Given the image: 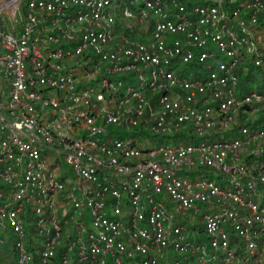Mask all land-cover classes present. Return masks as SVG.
Here are the masks:
<instances>
[{"label": "built area", "instance_id": "2783aa9c", "mask_svg": "<svg viewBox=\"0 0 264 264\" xmlns=\"http://www.w3.org/2000/svg\"><path fill=\"white\" fill-rule=\"evenodd\" d=\"M261 23L264 0H0V245L17 264L230 262L229 230L254 253L264 128L241 119L264 83L238 71L264 73Z\"/></svg>", "mask_w": 264, "mask_h": 264}, {"label": "trees", "instance_id": "16d2710c", "mask_svg": "<svg viewBox=\"0 0 264 264\" xmlns=\"http://www.w3.org/2000/svg\"><path fill=\"white\" fill-rule=\"evenodd\" d=\"M185 4H188V6L197 5V4H206L207 0H183ZM260 29H264V23H261L259 25ZM244 64H242L239 68V73L241 76V83L240 86H246L250 82H252L255 78V75H260L261 79L258 80L255 78L256 83L262 82L264 83V73L259 70L252 62V59H244ZM241 122L251 126V128L254 129H262L264 128V111L256 116V117H249V119H241ZM27 228L30 230L31 233H33L32 227L28 225V222H26ZM189 228L191 231L195 230V227H198V225H194L191 223H188ZM202 226L200 225V233L202 234L204 230H201ZM231 235V241H232V249L234 250V256L230 262H227L225 257L223 255L219 256V259L217 264H264V237L258 240L257 249L254 253H249L245 249L244 242L235 236L233 233L234 231L229 230ZM201 239L206 242L207 238L205 236H201ZM201 240V241H202ZM192 259H189L188 264H194ZM0 264H17V254L15 251V243L13 239H9L5 244L0 245ZM162 264H167L166 261Z\"/></svg>", "mask_w": 264, "mask_h": 264}, {"label": "rangeland", "instance_id": "374dc122", "mask_svg": "<svg viewBox=\"0 0 264 264\" xmlns=\"http://www.w3.org/2000/svg\"><path fill=\"white\" fill-rule=\"evenodd\" d=\"M203 71L204 70L201 69L199 72L202 73ZM255 78L260 80L261 76L256 74ZM255 78L248 85L257 88L258 86H261V85L259 84V82L256 83ZM134 85H137V84H134ZM261 88H264V85L261 86ZM135 140L138 141L139 144L141 142L145 143L148 148H154V147H158L160 145L168 143V139H165L162 137H153V136L135 137ZM200 207L203 208V206H200ZM185 216H188V219L190 220V218L194 215L193 213H189V214H186Z\"/></svg>", "mask_w": 264, "mask_h": 264}]
</instances>
